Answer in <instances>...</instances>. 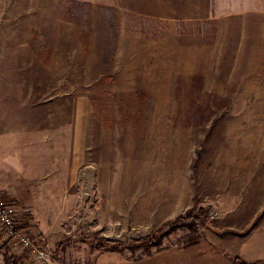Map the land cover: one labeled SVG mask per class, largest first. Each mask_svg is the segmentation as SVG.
<instances>
[{"label": "rangeland", "instance_id": "obj_1", "mask_svg": "<svg viewBox=\"0 0 264 264\" xmlns=\"http://www.w3.org/2000/svg\"><path fill=\"white\" fill-rule=\"evenodd\" d=\"M146 3L0 27V194L51 264H264V33Z\"/></svg>", "mask_w": 264, "mask_h": 264}, {"label": "crops", "instance_id": "obj_2", "mask_svg": "<svg viewBox=\"0 0 264 264\" xmlns=\"http://www.w3.org/2000/svg\"><path fill=\"white\" fill-rule=\"evenodd\" d=\"M90 1V0H81ZM131 0H110V3L115 4ZM153 7L154 9H165V6L171 5L173 9L182 13L194 14L192 11L198 10V3H206V13L209 16V10L227 12V16L233 19H239L252 29L253 34L264 33V0H187L184 8L182 6L183 0H172L171 2L163 0H139ZM38 0H0V27L3 29H14L13 33L19 32L22 25V19L35 18L32 12H37ZM163 8V9H162ZM23 12H25L23 14ZM226 15V14H225ZM10 31H1V34L9 33Z\"/></svg>", "mask_w": 264, "mask_h": 264}, {"label": "built area", "instance_id": "obj_3", "mask_svg": "<svg viewBox=\"0 0 264 264\" xmlns=\"http://www.w3.org/2000/svg\"><path fill=\"white\" fill-rule=\"evenodd\" d=\"M24 224L22 209L0 199V225L9 240L15 242L21 250L32 255L36 264H51L47 250L35 241L26 231H20Z\"/></svg>", "mask_w": 264, "mask_h": 264}, {"label": "trees", "instance_id": "obj_4", "mask_svg": "<svg viewBox=\"0 0 264 264\" xmlns=\"http://www.w3.org/2000/svg\"><path fill=\"white\" fill-rule=\"evenodd\" d=\"M0 199L5 200L1 194H0ZM179 221H181V220H179ZM24 230L27 232L26 226L23 227L20 231H24ZM97 244L99 245L97 248L100 251H110V250H112V251H118L119 252V251H123L124 249L125 250L126 249L127 250L130 249V251L132 249H134V248H131L130 246H127V247L123 248V247H119L117 245L108 246V245H102V244H99V243H97ZM160 244H161V241L159 240V241H155L153 243L151 242L150 244L143 243V244H140L137 247L148 249L150 246L151 247H158V246H160ZM13 245H15V242H13L12 240L8 239L3 227L0 225V255L4 256L5 264H25V261H27V259H28L27 258L28 254L27 253H26L27 255L22 254L21 256L14 255L13 252H12V248L14 247ZM235 262H236V264H242V263H240L239 260H235Z\"/></svg>", "mask_w": 264, "mask_h": 264}]
</instances>
